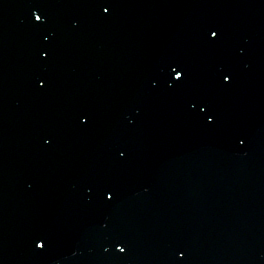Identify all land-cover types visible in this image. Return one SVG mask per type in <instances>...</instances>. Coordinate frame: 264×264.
Returning <instances> with one entry per match:
<instances>
[{
  "label": "snow or ice",
  "instance_id": "obj_1",
  "mask_svg": "<svg viewBox=\"0 0 264 264\" xmlns=\"http://www.w3.org/2000/svg\"><path fill=\"white\" fill-rule=\"evenodd\" d=\"M213 35H215V33H213ZM177 73H179V72H177Z\"/></svg>",
  "mask_w": 264,
  "mask_h": 264
}]
</instances>
